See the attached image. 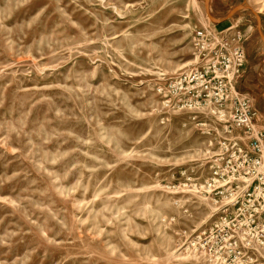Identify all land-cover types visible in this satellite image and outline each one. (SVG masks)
Instances as JSON below:
<instances>
[{
	"label": "rangeland",
	"instance_id": "374dc122",
	"mask_svg": "<svg viewBox=\"0 0 264 264\" xmlns=\"http://www.w3.org/2000/svg\"><path fill=\"white\" fill-rule=\"evenodd\" d=\"M191 66L220 100H176ZM240 203L264 204V0H0V264H208L193 241Z\"/></svg>",
	"mask_w": 264,
	"mask_h": 264
},
{
	"label": "built area",
	"instance_id": "2783aa9c",
	"mask_svg": "<svg viewBox=\"0 0 264 264\" xmlns=\"http://www.w3.org/2000/svg\"><path fill=\"white\" fill-rule=\"evenodd\" d=\"M210 30L197 29L193 34V44L197 48L210 47ZM225 45L220 43L218 47L221 49ZM204 70V69H202ZM202 72L197 66H191L181 76L173 82L172 91L176 94V100L183 102L185 105H199L213 103L211 99L220 100L219 97L212 96L214 91L203 93L206 88V80ZM184 83V84H183ZM222 85L217 86L218 93H225L224 96L230 98H238L237 92L233 88H229L228 92ZM221 98V97H220ZM214 106V105H213ZM218 108V107H215ZM247 200H249L247 198ZM229 218H233L235 226H263L264 225V204L251 205V203H240L229 206L224 214L217 217L203 231V242H199V236L193 241L202 246V253L208 264H264V253H259L251 247L254 241L248 238L241 242L239 238H228L223 232V226H229Z\"/></svg>",
	"mask_w": 264,
	"mask_h": 264
},
{
	"label": "bare ground",
	"instance_id": "6f19581e",
	"mask_svg": "<svg viewBox=\"0 0 264 264\" xmlns=\"http://www.w3.org/2000/svg\"><path fill=\"white\" fill-rule=\"evenodd\" d=\"M210 17L213 19V17L210 15Z\"/></svg>",
	"mask_w": 264,
	"mask_h": 264
}]
</instances>
